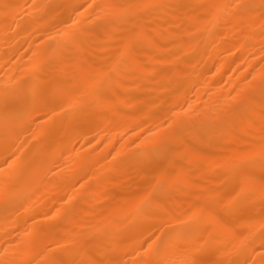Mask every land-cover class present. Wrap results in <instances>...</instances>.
I'll return each mask as SVG.
<instances>
[{"label": "bare ground", "instance_id": "bare-ground-1", "mask_svg": "<svg viewBox=\"0 0 264 264\" xmlns=\"http://www.w3.org/2000/svg\"><path fill=\"white\" fill-rule=\"evenodd\" d=\"M192 259L264 264V0H0V264Z\"/></svg>", "mask_w": 264, "mask_h": 264}, {"label": "snow or ice", "instance_id": "snow-or-ice-1", "mask_svg": "<svg viewBox=\"0 0 264 264\" xmlns=\"http://www.w3.org/2000/svg\"><path fill=\"white\" fill-rule=\"evenodd\" d=\"M157 240H159V237H157ZM161 243H162V242H161ZM153 244H156V241H155V240L153 241L152 244H149V245H148V249H149V250H152V248H153ZM156 247H157V249H158V248H159V244H156ZM52 264H57V262H56V261H53ZM148 264H151V262H148ZM184 264H196V262H195L194 259H192V260H186V261L184 262Z\"/></svg>", "mask_w": 264, "mask_h": 264}]
</instances>
